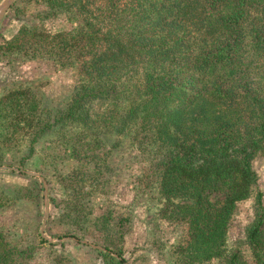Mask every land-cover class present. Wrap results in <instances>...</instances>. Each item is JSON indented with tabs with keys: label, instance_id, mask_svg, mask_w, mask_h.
Segmentation results:
<instances>
[{
	"label": "trees",
	"instance_id": "trees-1",
	"mask_svg": "<svg viewBox=\"0 0 264 264\" xmlns=\"http://www.w3.org/2000/svg\"><path fill=\"white\" fill-rule=\"evenodd\" d=\"M32 2L42 6L40 21L63 15L70 27L22 22L1 39L0 62L73 67L78 82L56 106L31 84L0 93V166L26 137L11 164L23 169L48 134L50 157L73 161L61 178L64 221L102 234V264H127L128 218L106 212L90 221L84 202L109 170L106 137H123L112 148L127 143L147 159L162 199L158 217L183 227L172 250L178 264H264L263 190L253 166L264 156V0H15L4 20ZM246 200L252 209L239 245L227 248ZM33 250L0 230V264H24Z\"/></svg>",
	"mask_w": 264,
	"mask_h": 264
},
{
	"label": "rangeland",
	"instance_id": "rangeland-1",
	"mask_svg": "<svg viewBox=\"0 0 264 264\" xmlns=\"http://www.w3.org/2000/svg\"><path fill=\"white\" fill-rule=\"evenodd\" d=\"M2 2L0 0V5ZM11 5L0 22V28L3 22L5 24L0 41L10 30L25 21L28 24L43 22L50 29L70 27L63 15L40 21L37 14L42 6L35 2L19 6L18 10H10L11 15H7L4 20ZM77 82L78 75L73 67L54 71L43 62L23 66L13 63L10 67L0 62V93L9 87L31 84L44 104L56 106L57 102L64 104V99ZM117 139L123 137H106L105 163L109 170L102 176L106 181L100 178L99 185L93 183L96 188L84 199L91 210L90 221L106 212L115 217L122 215L128 218L123 244L127 264H178L172 250L179 241L183 227L158 217L162 199L153 177L147 175V159L140 158L137 150L127 143L112 148L111 145ZM18 140L15 144L11 143L14 149L6 152L5 163L0 166V230L11 245L34 247L31 257L24 264H102L99 253V250L105 249L102 234L86 222H82L78 229L68 224L59 209L68 198L61 178L73 164L69 154L54 159L50 157V148L54 143L45 134L35 144L36 154L27 160L26 167L18 169L11 164L25 153L27 146L26 137ZM39 151H46L42 155L48 158L43 159ZM253 166L258 173V185L263 190L264 200V156L255 158ZM19 170L25 175L19 174ZM22 187L31 188L35 197L24 195ZM50 195L55 196L56 202H52ZM251 209V200L239 204L234 220L235 229L231 231L227 248L239 245V226L245 225ZM69 232H75L81 238L67 236ZM212 264L219 262L214 261Z\"/></svg>",
	"mask_w": 264,
	"mask_h": 264
},
{
	"label": "water",
	"instance_id": "water-1",
	"mask_svg": "<svg viewBox=\"0 0 264 264\" xmlns=\"http://www.w3.org/2000/svg\"><path fill=\"white\" fill-rule=\"evenodd\" d=\"M13 1L14 0H3V2L1 3V5H0V22L4 16V14L6 13L7 9L9 8V6L12 4Z\"/></svg>",
	"mask_w": 264,
	"mask_h": 264
}]
</instances>
